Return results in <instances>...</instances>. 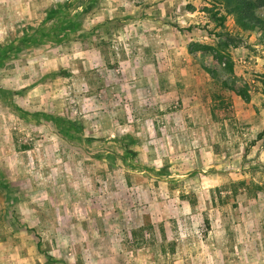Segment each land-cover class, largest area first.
I'll use <instances>...</instances> for the list:
<instances>
[{"label": "rangeland", "instance_id": "1", "mask_svg": "<svg viewBox=\"0 0 264 264\" xmlns=\"http://www.w3.org/2000/svg\"><path fill=\"white\" fill-rule=\"evenodd\" d=\"M72 1L0 0V264H264V38L215 0H92L169 44L13 50Z\"/></svg>", "mask_w": 264, "mask_h": 264}, {"label": "crops", "instance_id": "2", "mask_svg": "<svg viewBox=\"0 0 264 264\" xmlns=\"http://www.w3.org/2000/svg\"><path fill=\"white\" fill-rule=\"evenodd\" d=\"M72 3L73 4L68 6L67 11H65L67 15L65 18L73 20V27L70 30L71 33L65 35V37L69 36L66 37L65 42H62L64 44H77L79 41H82L83 44H100L103 43L105 35H107L105 36V40L107 42L112 41L114 44L117 40L123 41V44H169L168 40H166L167 38H163L162 33V27L166 26L161 22V17H163L164 12L156 10L154 6L149 10L143 8L142 10L134 9L129 13H126L124 11L125 9L121 7L112 10L115 11L112 14L113 17H121L120 22H127V24L122 27L123 25L115 26L117 22L116 18H110L112 13L110 12V7L104 8L101 3H99V7H97V2L94 3L91 0H84L81 5L73 1ZM106 10H110L107 12L108 19L101 23H95V17L104 16ZM116 12L117 14L121 13V15L116 16ZM184 14L182 20L184 21V19H187L190 24L196 23L201 15V13L196 10H189ZM167 17L169 21L172 17H174L176 22L180 20V15L172 16V14H169ZM135 23L138 24L136 27ZM169 29L172 30V27ZM97 48L98 47H95V50L92 51L94 57H98Z\"/></svg>", "mask_w": 264, "mask_h": 264}, {"label": "trees", "instance_id": "3", "mask_svg": "<svg viewBox=\"0 0 264 264\" xmlns=\"http://www.w3.org/2000/svg\"><path fill=\"white\" fill-rule=\"evenodd\" d=\"M215 2L224 8L225 14L227 16L234 17L235 24L243 32L260 34L264 38V17L255 15L256 11L264 8V0H215ZM65 11H67V7L62 5H58L55 9H51L47 14L45 23L42 24L38 29L31 30L30 34L25 33L23 35V39L16 43V48L13 50L16 51L18 49L20 50L21 48L32 45L34 46L36 44H44L48 40L57 41L59 43L65 42L66 37L69 36L68 35L65 37V35L71 33L70 30L73 27V20L65 18L67 16ZM203 12L210 15V21L215 23L217 26H220L225 22V17L223 16L217 17L216 14L211 15L210 11L205 12V10H203ZM51 21L53 24L49 25L48 22ZM208 49V47H203V50L205 51ZM231 91L234 92V90ZM235 94L242 99H247L245 94L241 93L240 91L235 92ZM63 123L67 125L68 129L74 127V123L70 122L68 119H64ZM80 130L81 129H74L72 137L78 138L79 140L84 139V136L82 132L80 133ZM86 141L88 142L87 139ZM126 149L127 148L124 147L125 151ZM0 191H3L7 194L9 190L5 185L0 183Z\"/></svg>", "mask_w": 264, "mask_h": 264}]
</instances>
